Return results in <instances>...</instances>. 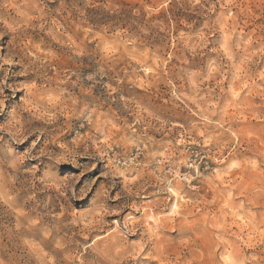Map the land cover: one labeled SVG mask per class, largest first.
<instances>
[{"label":"clouds","instance_id":"clouds-1","mask_svg":"<svg viewBox=\"0 0 264 264\" xmlns=\"http://www.w3.org/2000/svg\"><path fill=\"white\" fill-rule=\"evenodd\" d=\"M0 264H264V0H0Z\"/></svg>","mask_w":264,"mask_h":264}]
</instances>
